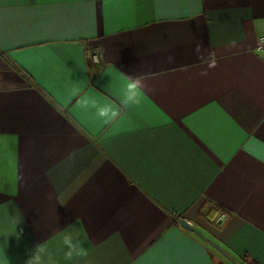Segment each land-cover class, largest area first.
<instances>
[{"label": "crops", "instance_id": "1", "mask_svg": "<svg viewBox=\"0 0 264 264\" xmlns=\"http://www.w3.org/2000/svg\"><path fill=\"white\" fill-rule=\"evenodd\" d=\"M262 37L264 0H0V264H233L179 218L264 264Z\"/></svg>", "mask_w": 264, "mask_h": 264}, {"label": "clouds", "instance_id": "2", "mask_svg": "<svg viewBox=\"0 0 264 264\" xmlns=\"http://www.w3.org/2000/svg\"><path fill=\"white\" fill-rule=\"evenodd\" d=\"M196 50H200L199 45ZM211 66H214V64ZM145 86L141 78L129 77L123 89L116 93L119 99L118 104H99L94 98L90 97H82L80 102L83 107H91L94 109L96 117L100 119L103 124L112 125L121 118V113L124 109L132 108L142 103ZM78 91V89L74 90L73 94H76ZM13 234L16 235L17 239L22 236V232H17V229ZM84 244L85 241L80 238V233L66 231L62 237L65 260L73 261L79 258L86 259L89 252ZM25 264H57V261L53 254L49 252L44 242L37 244L34 249L31 250Z\"/></svg>", "mask_w": 264, "mask_h": 264}, {"label": "water", "instance_id": "3", "mask_svg": "<svg viewBox=\"0 0 264 264\" xmlns=\"http://www.w3.org/2000/svg\"><path fill=\"white\" fill-rule=\"evenodd\" d=\"M180 225L195 233L197 236H199L202 240L212 245L215 249H217L221 254H223L230 262L233 264H241L239 261H237L233 256H231L227 251H225L221 246H219L217 243H215L213 240L208 238L199 228L188 222L185 218H179Z\"/></svg>", "mask_w": 264, "mask_h": 264}, {"label": "built area", "instance_id": "4", "mask_svg": "<svg viewBox=\"0 0 264 264\" xmlns=\"http://www.w3.org/2000/svg\"><path fill=\"white\" fill-rule=\"evenodd\" d=\"M258 47H259V50L264 53V37H262L260 40H259V44H258ZM92 58H93V61L94 62H99V59H98V53L95 52L93 55H92Z\"/></svg>", "mask_w": 264, "mask_h": 264}]
</instances>
